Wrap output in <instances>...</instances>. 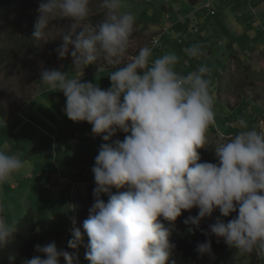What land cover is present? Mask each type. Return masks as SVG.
Returning <instances> with one entry per match:
<instances>
[{
	"label": "clouds",
	"instance_id": "9594fccd",
	"mask_svg": "<svg viewBox=\"0 0 264 264\" xmlns=\"http://www.w3.org/2000/svg\"><path fill=\"white\" fill-rule=\"evenodd\" d=\"M124 7L125 0H41L32 39L44 40L57 17L71 18V32L58 31L63 40L56 49L59 58L69 54L71 45L74 68L97 63L102 72L98 61L120 65L128 52L135 16ZM94 11L102 14L95 23L90 18ZM183 51L188 58L204 54L198 45ZM179 60L174 52L152 59V48L142 47L109 74L108 89L56 69L40 73L43 86L66 97L65 115L88 122L105 142L92 168L94 203L83 233L72 218L68 243L76 249L86 233L90 264H177L172 226L182 210L194 207L198 214L183 221L189 232L217 209L222 217L238 213L227 222L217 217L209 225L211 234L242 254H264V132L249 130L241 119L242 130L214 148L217 163L199 162L197 149L205 147L207 129L215 122L211 69L200 65L181 74L176 71ZM118 132L125 134L123 141L113 140ZM25 166L17 155L0 149V185L12 183ZM16 226L0 216V248L11 241ZM35 251L44 258L36 255L22 264H60L61 257L73 264L72 255L58 250L55 242L38 244ZM196 251L210 253L211 240L197 244ZM15 260L16 254H9V264Z\"/></svg>",
	"mask_w": 264,
	"mask_h": 264
},
{
	"label": "rangeland",
	"instance_id": "374dc122",
	"mask_svg": "<svg viewBox=\"0 0 264 264\" xmlns=\"http://www.w3.org/2000/svg\"><path fill=\"white\" fill-rule=\"evenodd\" d=\"M204 1L125 0L124 10L135 16L128 52L120 65L98 61L102 72L97 63L74 68L71 45L69 54L59 58L56 49L63 40L58 31L70 33L74 23L71 18L52 20L51 31L37 42L32 39L34 28L22 35L16 29V16L0 17V149L17 155L26 165L12 183L0 185V216L17 224L28 210L34 211L38 244L55 242L63 251L65 237L73 227L72 218L83 228L94 203L92 168L105 142L92 133L88 122H74L65 115L66 97L42 85L43 69L60 70L73 78L81 75V82L108 89L109 74L138 54L140 48L151 47L152 59L174 52L180 58L176 71L181 74L200 65L211 69L208 78L215 101V122L207 129L205 147L197 149L198 153L208 151L206 162L217 163L214 148L242 130L239 120L244 119L249 130L264 132V0H212L210 9L203 7ZM40 2H29L34 23ZM90 18L95 23L102 14L94 11ZM163 31L154 45L152 38ZM193 45L200 46L204 54L188 58L183 50ZM124 136L118 132L113 140L123 141ZM112 191L116 193L115 188ZM75 194L84 197L82 204L74 203ZM101 198L107 202V195ZM237 214L222 217L217 209L211 217L203 218V223L210 231L209 225L217 217L227 222ZM215 238L224 243L223 238ZM36 255L44 258L35 251ZM252 256L238 252L235 264H254ZM60 264H64L62 257Z\"/></svg>",
	"mask_w": 264,
	"mask_h": 264
},
{
	"label": "trees",
	"instance_id": "16d2710c",
	"mask_svg": "<svg viewBox=\"0 0 264 264\" xmlns=\"http://www.w3.org/2000/svg\"><path fill=\"white\" fill-rule=\"evenodd\" d=\"M30 1L31 0H0V17H5L9 14L16 16V29L22 35H26L28 30L34 28V19L28 11ZM207 153L208 151L206 149L200 151L199 155L202 161L199 162L203 163L207 161ZM90 189L91 195L93 196L94 187ZM126 190L127 187L119 190L116 189V192ZM73 201L74 203L81 202L82 204V202H84V197L75 194ZM82 211L84 212L83 209ZM77 212L81 213L80 210H77ZM197 214L198 208L196 207L191 210H182L181 216L174 222L172 234L170 236V242L175 245L172 258L176 260L177 264H235L238 261L236 256L239 251L224 244L221 239H216L215 235L211 234L209 230H206L203 219L199 227L193 226V230L191 232L188 231L189 226L183 223L184 219L190 215L196 216ZM159 219L166 227L170 226V222L163 220L162 217ZM72 229L73 227L65 237V247L63 251H67L72 255L73 264H90V261L85 258V253L87 251L86 246L88 244L86 233L84 234L83 242L78 245L76 249L68 246L69 241L73 238ZM81 231L83 233V228H81ZM207 240H211V251L208 254L201 255L196 251V246ZM38 242L39 238L36 230L34 211L28 210L17 223L16 231L13 233L11 241L4 248H0V264H9L8 256L11 253L16 254L15 264H22L23 260L31 259L34 256L35 246ZM252 254H254L256 259L254 264H264V254L257 255L255 251H253ZM212 257H215L214 261L211 260ZM63 261L64 264H66L64 259Z\"/></svg>",
	"mask_w": 264,
	"mask_h": 264
},
{
	"label": "built area",
	"instance_id": "2783aa9c",
	"mask_svg": "<svg viewBox=\"0 0 264 264\" xmlns=\"http://www.w3.org/2000/svg\"><path fill=\"white\" fill-rule=\"evenodd\" d=\"M211 3H212V0H206L205 2H204V8L205 9H210V7H211ZM196 29V28H195ZM163 33H164V31L161 33V34H158V35H156V36H154L153 38H152V43L154 44V45H156V44H158V39L163 35Z\"/></svg>",
	"mask_w": 264,
	"mask_h": 264
}]
</instances>
